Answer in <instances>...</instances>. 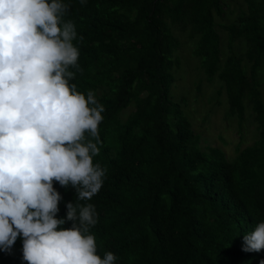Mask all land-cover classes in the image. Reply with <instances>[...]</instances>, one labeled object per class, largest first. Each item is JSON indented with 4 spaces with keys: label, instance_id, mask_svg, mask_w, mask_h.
Returning a JSON list of instances; mask_svg holds the SVG:
<instances>
[{
    "label": "trees",
    "instance_id": "16d2710c",
    "mask_svg": "<svg viewBox=\"0 0 264 264\" xmlns=\"http://www.w3.org/2000/svg\"><path fill=\"white\" fill-rule=\"evenodd\" d=\"M230 1L235 9L227 0H65V19L83 37L73 42L82 71L70 84L86 99L94 91L106 109L94 158L106 175L90 201L101 258L111 251L116 264L264 259V249L242 251L243 235L264 221V0ZM190 44L198 72L221 82L217 107L227 106L242 142L254 124L250 146L239 142L227 155L205 144L187 102L171 97ZM53 187L63 197L61 218L76 193L55 180ZM22 244L18 236L10 254L0 251V264H27Z\"/></svg>",
    "mask_w": 264,
    "mask_h": 264
},
{
    "label": "clouds",
    "instance_id": "9594fccd",
    "mask_svg": "<svg viewBox=\"0 0 264 264\" xmlns=\"http://www.w3.org/2000/svg\"><path fill=\"white\" fill-rule=\"evenodd\" d=\"M70 11L65 0H0V251L10 254L19 236L27 264H116L111 251L98 255L91 234L106 109L94 91L86 99L70 84L82 71L73 42L83 40ZM54 180L76 193L61 218ZM242 239L244 252L264 249V221Z\"/></svg>",
    "mask_w": 264,
    "mask_h": 264
},
{
    "label": "rangeland",
    "instance_id": "374dc122",
    "mask_svg": "<svg viewBox=\"0 0 264 264\" xmlns=\"http://www.w3.org/2000/svg\"><path fill=\"white\" fill-rule=\"evenodd\" d=\"M227 1L230 4V9L236 8L234 5L236 1ZM187 48L191 51L181 55L182 61L179 70H177L178 75L177 71L174 73L175 82L172 85L173 89L171 88V97L177 102L182 100L187 102L188 117L191 118L192 122H195L199 133L201 131L200 134L203 135L205 144L221 148L227 155L234 153L239 142H241V148L250 146L256 138L254 124L248 125V129L243 132L244 140L242 142L238 132H236L237 123L234 120L230 122V119H225L227 106L217 107V102L220 99L225 100V95L220 96L217 93L221 82L218 79L209 81L200 74L196 66L198 62L192 55L194 46L190 44ZM129 112L130 110L126 114ZM204 118H206V122L202 124L201 120Z\"/></svg>",
    "mask_w": 264,
    "mask_h": 264
}]
</instances>
